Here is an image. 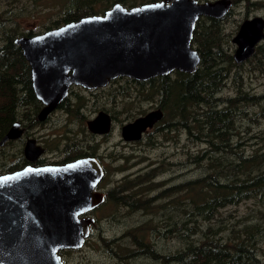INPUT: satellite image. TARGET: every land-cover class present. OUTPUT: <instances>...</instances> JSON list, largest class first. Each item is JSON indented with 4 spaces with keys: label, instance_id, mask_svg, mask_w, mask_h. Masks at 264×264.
Returning <instances> with one entry per match:
<instances>
[{
    "label": "rangeland",
    "instance_id": "1",
    "mask_svg": "<svg viewBox=\"0 0 264 264\" xmlns=\"http://www.w3.org/2000/svg\"><path fill=\"white\" fill-rule=\"evenodd\" d=\"M147 1L0 0V75L10 72L19 80L0 85V133L15 122L23 133L0 148V174L23 166L25 142L33 138L44 148L43 163L84 152L97 157L105 169L100 184L107 196L123 181L129 185L88 215L93 219L89 237L82 247L61 253L64 264H264V187L235 193L227 186L236 156L249 158L264 147V39L246 61L229 60L242 21L264 18V0H233L224 16L197 20L192 46L199 54L202 36L210 38L205 68L200 55L196 70L197 101L184 125L173 126L177 117L168 115L171 127L158 129L160 122L136 142L122 139L120 126L154 106L158 95L150 85L138 90L118 77L97 89L73 87L68 101L76 103L79 114L56 109L40 121L21 88L29 73L14 70L17 52H4L16 38L57 27L67 17ZM99 110L113 119L105 135L85 126ZM210 143L233 154L207 151ZM209 182L219 184L216 192ZM226 251L232 253L229 258Z\"/></svg>",
    "mask_w": 264,
    "mask_h": 264
},
{
    "label": "water",
    "instance_id": "2",
    "mask_svg": "<svg viewBox=\"0 0 264 264\" xmlns=\"http://www.w3.org/2000/svg\"><path fill=\"white\" fill-rule=\"evenodd\" d=\"M231 5L232 0H156L130 7L115 3L101 14L16 38L29 64L32 90L42 103L37 119L44 120L73 86L97 89L121 76L147 80L173 71L194 73L200 62L192 46L197 20L220 18ZM262 39L264 18L244 19L232 38L234 61L249 59ZM162 116L160 109L148 111L125 124L122 134L137 140ZM109 123L104 111L87 121L93 132L106 131ZM18 126L15 122L0 145L21 135ZM32 151L27 158L35 161L43 148ZM102 175L94 157L61 165L29 164L0 175V264H63L60 251L81 247L89 236L93 219L85 214L105 198L94 190Z\"/></svg>",
    "mask_w": 264,
    "mask_h": 264
},
{
    "label": "trees",
    "instance_id": "3",
    "mask_svg": "<svg viewBox=\"0 0 264 264\" xmlns=\"http://www.w3.org/2000/svg\"><path fill=\"white\" fill-rule=\"evenodd\" d=\"M51 1H54V0H51ZM106 9L101 8L100 12L103 13ZM90 14H96V13L93 11ZM82 16H85V14L73 15V16H70V18L67 17V19L63 23L78 19ZM208 19L214 21L215 18L208 17ZM199 28L200 27H197V30ZM202 37L203 38H202L201 49L203 50V52L200 51V55H201V58H203V68H205V64H204L205 45L208 44L209 42L208 39L210 38H205L204 35ZM8 48L11 49V52H17L19 54L17 62L13 65L14 70L15 68H17L18 70L22 69L23 72H28L30 75L29 64L27 63L26 59L22 55L20 48L16 44L13 45V42L8 47L3 48L4 52H7ZM229 60L230 61L234 60L233 56H229ZM9 73L10 72L0 75V85H2L5 88L12 86V85H17V83H19L17 76L14 74H9ZM176 73L180 74L181 72H176ZM181 75L183 76V79L173 81L170 78L166 77L160 81L161 82L160 89L162 90V92L160 96V91H159V98L161 101V108L164 110L165 115H164L163 122L158 126L159 129L166 130L168 127L172 126V124L169 123V120L168 122L166 121L168 115L171 118L177 117V122H175L173 126L177 127V126L184 125L187 119L186 116H187V112L190 106L194 102L197 101L198 92H197L196 80H195L196 72L190 73V74H181ZM25 76H26L25 81L21 82V88H24V94H25L24 98L25 100H28L29 102H31L32 106L35 105L37 108H40L41 102L37 100V98L35 97L33 93V90L31 87V81L29 77L27 76V74H25ZM155 87L156 89H158L157 84L155 85ZM239 101H242V97L239 99ZM64 103L65 102L62 103V106L64 105ZM67 110H69L70 112L73 111V109L70 108V106H67ZM211 116L215 117L216 115H211ZM222 146H218L215 143H210V145L207 148V151H211L215 153L220 151L222 152V154L223 153L233 154V152H230L229 150H225ZM235 161L237 163L235 164L234 167H232V170L230 171L231 180L229 181V183H227V186H230L231 189L235 193H239L242 191L251 192V191H254L255 188L257 189L260 187H264V169H262L264 165V147L263 149L261 147L259 150L254 152L252 155H250L249 158H243L242 156L238 155L236 156ZM253 168H258L257 169L258 172H255L253 174V171H252ZM208 178H211V176L209 175ZM208 184H209L210 189L213 190L214 192H216V190H218L219 188V184H217L216 182L214 183L209 182ZM128 188H129V185L123 181L122 184L112 188L109 191L108 196L106 194L107 200L109 196L115 193L116 191H119V190L125 191ZM131 204L132 202H128L129 206ZM225 255L229 258L232 255V253L226 251Z\"/></svg>",
    "mask_w": 264,
    "mask_h": 264
},
{
    "label": "flooded vegetation",
    "instance_id": "4",
    "mask_svg": "<svg viewBox=\"0 0 264 264\" xmlns=\"http://www.w3.org/2000/svg\"><path fill=\"white\" fill-rule=\"evenodd\" d=\"M151 1H156V0H151ZM147 2H150V1H147ZM232 3H233V0H232ZM139 4H141V3H139ZM196 27V26H195ZM194 31H195V29H194ZM193 41V40H192ZM197 70V69H196ZM176 72H179V71H173L172 73H170V74H168V75H166V76H154V77H152V78H149V79H147V80H135V79H133V78H131V77H129V76H121V77H125V78H127V80H128V82H131V83H133L135 86H137V89L139 90V86L140 85H150L151 87H150V89H151V91L154 93V94H157L158 95V97H157V100H156V102H154V106L150 109V110H148V111H151V110H156V109H160L161 110V112H162V114H163V116H162V118L158 121V122H156L151 128H154L155 126H157L160 122H163V119H164V115H165V112H164V110L161 108V101H160V98H159V91H160V96H161V92H162V90L160 89V85H161V80L163 79V78H170L171 80H173V81H176V80H179V79H183V76L181 75V74H190V73H183V72H181L180 74H177ZM196 72V71H195ZM116 78H118V77H116ZM116 78H114V79H116ZM113 79V80H114ZM112 81V80H111ZM110 81V82H111ZM158 85V89H156V87H155V85ZM74 87V86H73ZM73 87H71L70 88V91H69V93H68V95L66 96V98L63 100V101H61L59 104H58V106L54 109V110H56V109H62V110H64V112L68 115V113L70 114V111L69 110H67V106H70V108H72V109H75V111L77 112V114H79V110H80V108L78 107V106H76V103L75 104H71V103H69V101H68V99H69V96H70V94H71V91H72V89H73ZM75 87H80V86H75ZM90 90V89H89ZM34 93V92H33ZM77 98L78 99H80L81 97L80 96H77ZM63 102H65L64 103V105L62 106V103ZM70 104V105H69ZM32 108H33V110L34 111H36V112H39L40 110H41V108H42V103H41V107L40 108H37L35 105L34 106H32ZM54 110H52V111H54ZM51 111V112H52ZM99 111H103V110H99ZM98 111V112H99ZM98 112L92 117V118H90V119H87L86 121H85V126H86V128H87V130H89L91 133H94V134H98V135H105V134H107V133H109L110 132V130H111V128H112V122H113V119H112V116L110 115V114H108V116H109V119H110V123H109V125H108V129L106 130V131H104V132H93L92 130H90L89 129V127H88V125H87V121H89V120H92V119H94L96 116H97V114H98ZM105 112V111H104ZM147 113V112H146ZM145 114V113H144ZM143 114V115H144ZM139 116H142V114L141 115H138V116H136V117H133L130 121H126L125 123H122L121 124V137H122V139H124L125 141H127V142H136V141H138L139 139H137V140H128V139H125V137L123 136V134H122V127L125 125V124H127V123H129V122H132L133 120H135L137 117H139ZM81 118H85V117H81ZM36 119H37V116H36ZM127 120V119H126ZM33 121L34 122H36V120L35 119H33ZM13 125H14V123H13ZM160 125V124H159ZM158 128V127H157ZM159 129V128H158ZM101 130V129H100ZM147 130H149V128H147ZM146 130V131H147ZM9 131V129L8 128H6V129H4L1 133H0V140L5 136V134L7 133ZM145 133V132H144ZM144 133H142L141 134V136L144 134ZM23 135V133L19 136V137H17V138H10V139H7L3 144H1L0 145V148L1 147H3V146H6V145H8L10 142H12V141H14L15 139H18V138H20L21 136ZM28 139H33V138H28ZM28 139H27V141H28ZM27 141L25 142V145H24V150H23V153H24V161H23V166L22 167H20V168H17V169H12V171H10V172H14V171H16V170H19V169H21V168H23V167H25V166H27V165H29V164H35V165H37V166H45V165H50L51 163H48V162H46V163H43L42 162V158H41V155L43 154V152H44V148H43V152L41 153V155H39L38 157H37V159L35 160V161H33V160H30V158H27V157H29L30 156V154H32L33 153V151H32V147L34 148L35 146H38L37 144H36V142H34L33 143V145H31V144H28L27 143ZM28 144V145H27ZM30 146V151H29V153L27 154V152H26V148L27 147H29ZM42 148V147H41ZM46 151V150H45ZM83 157H94V158H96L97 159V157H95V156H93V155H91V154H86L85 152L84 153H79L78 155H76V157H74V158H71L70 160L67 158V159H65V160H61L60 162H55L54 163V165H61V164H65V163H67V162H70V161H74V160H77V159H80V158H83ZM97 161L100 163V165H101V167H102V170H103V175H102V177L100 178V180L98 181V183L95 185V187H94V190H96V191H99V192H101V193H103V195L105 196V198H104V200L93 210V211H91V212H89V213H87V214H85V216H87L88 217V215H92V212H94L97 208H99L100 206H102L103 204H105L106 203V201H107V197H106V194L107 193H105V192H103L102 191V187H101V180H102V178H103V176H104V173H105V169H104V166L102 165V163L97 159ZM10 172H7V173H10ZM4 174H6V173H4ZM0 175H2V174H0ZM94 218V217H93ZM92 224V223H91ZM91 224H90V229H89V232H90V230H91ZM89 237V236H88ZM86 240V239H85ZM84 243H85V241H84ZM84 243H83V245H84ZM82 245V246H83ZM81 246V247H82ZM80 248V247H79ZM76 249H78V248H76ZM65 250H70V249H63V250H61L60 251V256H61V253L63 252V251H65ZM61 260H62V263H63V259H62V256H61ZM64 264V263H63Z\"/></svg>",
    "mask_w": 264,
    "mask_h": 264
}]
</instances>
